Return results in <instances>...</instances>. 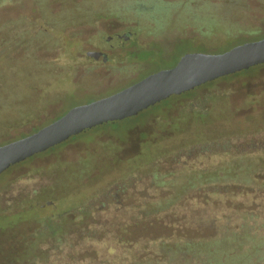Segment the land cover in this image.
Instances as JSON below:
<instances>
[{"label":"rangeland","instance_id":"obj_1","mask_svg":"<svg viewBox=\"0 0 264 264\" xmlns=\"http://www.w3.org/2000/svg\"><path fill=\"white\" fill-rule=\"evenodd\" d=\"M134 1L108 0L105 11H111L112 16L100 18L94 26L65 31L62 37L55 34L52 38L59 41L57 47L50 44L45 46L44 51L36 53L39 58L51 60L54 66H43V73L36 82L25 86L23 91L30 95L25 99L28 101L26 104L33 105L28 112L31 115L20 126L0 129V143L29 134L71 108L95 100L92 98L108 96L139 74L137 78L142 79L156 69H170L188 52L222 53L237 40L250 42L264 37V0H242L243 7L237 5L234 8L228 7L225 0H161L164 4L179 5H163L158 11L147 14L136 13L132 6ZM38 2L0 0V33L9 20L22 16L38 19L40 9L50 15L70 9L58 3H47L40 8ZM212 22L221 27L220 31H209L208 26ZM126 30L135 35L122 47L115 41H105L116 33L124 34ZM70 33L77 34V37L67 40ZM148 49H151V54L142 55L141 51ZM92 52L110 54L113 58L111 65L95 63L87 56ZM130 52L134 54L126 58L122 56ZM161 55L166 61L161 59ZM192 105L201 107L205 116L196 118L190 110ZM158 108L146 110L136 119L120 125L80 135L61 147L0 174V264H18L20 261H23L21 264H29L25 261L26 256L29 258L32 252L37 255L39 250L49 247L51 238L40 236L42 231H48L50 220L46 221V218L72 209L82 196L91 203L104 201L103 211L97 215L105 220L112 213L114 204L105 198L103 189H117V183L125 175L139 176L142 171L148 170L152 161L158 162L157 157H160V169H173L172 151L176 148L185 150L197 143L198 135L218 139L217 143H228L229 147L224 149L213 144L209 152L215 165L218 163L216 154L229 155L224 158L227 160L226 168L244 150L254 151L257 156L264 151V66L218 80L191 97L177 99L168 106ZM180 116L181 120L174 122ZM89 156L92 159L89 169H85L76 180L66 182L57 192L62 195L82 188L85 194L41 206L55 194L49 193L54 178ZM188 159H193V155L190 154ZM200 161L198 164L202 165V162L211 160ZM4 180L6 182L2 183ZM11 182L14 187L15 183L19 184L18 189L23 192L33 184L37 188L48 189L46 194L39 196L43 203L23 209L17 206V210L13 205L11 209H6L2 199L6 186ZM143 185L141 182L138 189H142Z\"/></svg>","mask_w":264,"mask_h":264},{"label":"trees","instance_id":"obj_2","mask_svg":"<svg viewBox=\"0 0 264 264\" xmlns=\"http://www.w3.org/2000/svg\"><path fill=\"white\" fill-rule=\"evenodd\" d=\"M100 1L39 0L40 8L47 3H58L70 9L56 15L40 9L38 19L22 16L7 22L8 25L0 33V129L20 126L31 115L28 112L33 105L25 101L30 95L23 89L29 83L36 82L43 73V66H54L51 60L39 58L36 53L44 51L45 46L50 44L57 47L59 41L52 38L55 34L61 36L65 31L77 27L94 26L100 18L112 16L111 11H105V6L109 5L108 0ZM225 2L228 7H243L242 0ZM132 4L138 14L158 11L163 5H179L164 4L161 0H136ZM191 14L194 16L193 12ZM208 27L212 32L220 31L221 28L213 22ZM76 37L77 34L70 33L67 40ZM237 41L232 44L233 47L249 42ZM150 51L142 50L141 53L149 56ZM161 59L165 60L162 55ZM204 87L206 85L200 89ZM197 91L186 95L193 96ZM177 98L167 100L157 107ZM19 102H23L22 105L14 107ZM42 127L0 145L26 137ZM197 137V143L189 145L185 150L176 148L172 151L173 169H160L158 154V162L152 161L153 164L148 166V170L142 171L140 177L128 174L120 179L122 181L119 180L117 189H103L105 198L114 204L112 213L105 220L99 219L97 215L103 211L104 201L91 203L83 196L72 209L54 215L48 222V231L40 233V236L48 235L51 238L49 247L39 250L37 255L29 253L30 257L26 256L29 263L264 264V151L257 156L253 154L254 151L244 150L226 168V154H216L218 163L215 165L209 152L213 144L224 149L228 143H217L218 139H208L201 135ZM190 154L193 159H188ZM209 158L210 162L198 164L201 159ZM91 164L89 156L67 167L69 169L59 176H54L50 192L55 194L50 201L85 194L82 188L62 195L57 192L62 190L66 182L76 180ZM141 182L144 185L139 190Z\"/></svg>","mask_w":264,"mask_h":264},{"label":"water","instance_id":"obj_3","mask_svg":"<svg viewBox=\"0 0 264 264\" xmlns=\"http://www.w3.org/2000/svg\"><path fill=\"white\" fill-rule=\"evenodd\" d=\"M128 38L126 34L123 40ZM88 55L93 61L104 56L99 52ZM262 65L264 39L222 53L188 52L170 69L152 73L107 97L75 106L34 133L0 145V174L74 137L130 120L167 100Z\"/></svg>","mask_w":264,"mask_h":264},{"label":"flooded vegetation","instance_id":"obj_4","mask_svg":"<svg viewBox=\"0 0 264 264\" xmlns=\"http://www.w3.org/2000/svg\"><path fill=\"white\" fill-rule=\"evenodd\" d=\"M145 8V7H144ZM143 9V8H142ZM126 34H129V40L135 35V33H133V32H130L129 33V31L128 30H126V31H124V34H123V32L122 33H116V34H114L113 35V37H108L105 41L108 43V42H111V41H115V42H117L118 44H119V46H123V44L125 43V42H127L128 41V39L127 40H123V37H124V35H126ZM123 41V42H122ZM99 53H102V52H99ZM102 54H104V56H100L99 58H98V60H96V61H94L95 63H101V64H105V65H111V61L113 60V58L111 57V55L110 54H107V53H102ZM134 54V53H133ZM127 55H129V56H131L132 55V52H130V53H126V54H123L122 56H124L125 58H126V56ZM87 56H89L88 54H87ZM121 56V57H122ZM90 57V56H89ZM132 58H130V60H131ZM125 60V59H124ZM120 60H118V62H119ZM123 62V61H122ZM262 66H264V65H262ZM259 67H261V66H259ZM259 67H257V68H259ZM256 69V68H255ZM252 70V69H251ZM160 71V70H159ZM249 71V70H248ZM155 72H158L157 71V69L156 70H154L152 73H155ZM246 72V71H245ZM151 74V73H150ZM149 74V75H150ZM140 75V74H139ZM138 75V76H139ZM137 76V77H138ZM134 78V79H131L130 81H128V83L126 84V85H123V86H121V87H119L117 90L118 91H120V90H122V89H124V88H126V87H128V86H130V85H132V84H134V83H136V82H138V81H140V80H142V79H138V78ZM147 77V76H146ZM116 90V92H118ZM201 90V89H200ZM116 93L115 91H112V93L111 94H109V95H112V94H114V93ZM198 92V91H197ZM108 95V96H109ZM192 96V95H191ZM191 96H188V95H185V96H183V97H178L177 99H182V98H187V97H191ZM105 97H107V96H105ZM101 98H104V97H102V96H100V97H96V98H94L95 100H97V99H101ZM177 99H174V100H172V101H175V100H177ZM172 101H170V102H172ZM170 102H167V103H165V105H162V106H160L158 109H160V108H162V107H165V106H168V104L170 103ZM154 108V107H153ZM156 108V107H155ZM152 109V108H151ZM202 110V108L201 107H197V105L196 106H191V108H190V110H192L191 111V113H193L196 117H201L203 114H205V113H203L201 110ZM150 110V109H149ZM199 113V114H198ZM139 116V115H138ZM135 119H136V117H135ZM132 120H134V119H132ZM181 120V116L179 117V118H175L174 119V122H179ZM129 121V120H128ZM102 129H104V128H102ZM102 129H98V130H102ZM97 130V131H98ZM126 131V130H125ZM43 154H45V153H43ZM39 155H42V154H39ZM39 155H36V156H34V157H32V158H35V157H37V156H39ZM32 158H30L29 160H31ZM26 162V161H25ZM23 163H21V164H19V165H17V166H15V167H13V168H11V169H9V171H11V170H13L14 168H17L18 166H20V165H22ZM8 171V172H9ZM6 182V180H4L2 183H5ZM16 182V181H15ZM9 184V186H6L7 188H5V191H4V195H3V199H2V205L3 206H6V209H11V206H13V205H16V208L14 209V210H17L18 209V207H19V209H23V208H26V207H28V206H32V205H34V204H40V203H43V202H40V200L41 199H39V196L41 195V193H47V190L48 189H45V188H37L36 187V184L34 185H32L31 186V188H29V190H26V191H19V189H18V186H20L19 184H16L15 183V187H14V184H12V182L11 183H8ZM53 185V184H52ZM34 187V188H33ZM36 187V188H35ZM52 187V186H51ZM51 187H50V189H51ZM53 191H51L50 192V190H49V193H52ZM43 195V194H42ZM41 195V196H42ZM24 202V203H23ZM53 203H55V202H53V201H47V202H45V204H41V206H50V205H52ZM18 206V207H17ZM24 206V207H23ZM40 206V205H39ZM3 212V211H2ZM12 213H15V212H12ZM12 213H8V214H12ZM56 214H58V213H56ZM53 218V216H48L47 218H46V221L47 220H51ZM26 262H29V260H27V258H26V260H25ZM13 262H16L15 260L13 261ZM23 261H20V262H18V264H21ZM30 264V263H29Z\"/></svg>","mask_w":264,"mask_h":264}]
</instances>
